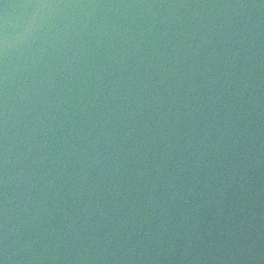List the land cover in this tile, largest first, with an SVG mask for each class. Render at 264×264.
I'll use <instances>...</instances> for the list:
<instances>
[{
  "label": "water",
  "instance_id": "95a60500",
  "mask_svg": "<svg viewBox=\"0 0 264 264\" xmlns=\"http://www.w3.org/2000/svg\"><path fill=\"white\" fill-rule=\"evenodd\" d=\"M2 264H264V0H0Z\"/></svg>",
  "mask_w": 264,
  "mask_h": 264
},
{
  "label": "snow or ice",
  "instance_id": "6c2138e0",
  "mask_svg": "<svg viewBox=\"0 0 264 264\" xmlns=\"http://www.w3.org/2000/svg\"><path fill=\"white\" fill-rule=\"evenodd\" d=\"M0 264H2V262H0Z\"/></svg>",
  "mask_w": 264,
  "mask_h": 264
}]
</instances>
